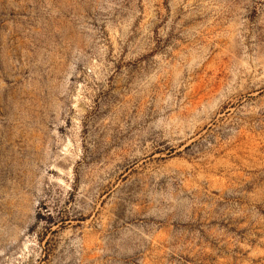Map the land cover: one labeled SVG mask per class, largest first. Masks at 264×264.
<instances>
[{
  "label": "rangeland",
  "instance_id": "1",
  "mask_svg": "<svg viewBox=\"0 0 264 264\" xmlns=\"http://www.w3.org/2000/svg\"><path fill=\"white\" fill-rule=\"evenodd\" d=\"M0 264H264V0H0Z\"/></svg>",
  "mask_w": 264,
  "mask_h": 264
}]
</instances>
